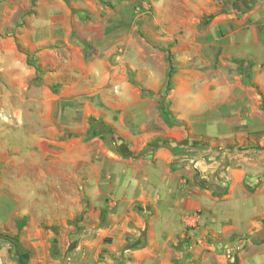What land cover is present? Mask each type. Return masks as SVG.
Listing matches in <instances>:
<instances>
[{
  "label": "rangeland",
  "instance_id": "1",
  "mask_svg": "<svg viewBox=\"0 0 264 264\" xmlns=\"http://www.w3.org/2000/svg\"><path fill=\"white\" fill-rule=\"evenodd\" d=\"M261 2L0 0V264H126L147 219L122 244L105 235L104 183L114 160L131 176L159 147L190 193L264 188V54H237L252 36L233 34L239 22L259 26ZM161 101L175 125L160 117ZM202 214L191 213L186 238L169 244L173 264L195 250L235 264L261 244L250 237L264 216L251 234L202 246L190 235Z\"/></svg>",
  "mask_w": 264,
  "mask_h": 264
},
{
  "label": "crops",
  "instance_id": "2",
  "mask_svg": "<svg viewBox=\"0 0 264 264\" xmlns=\"http://www.w3.org/2000/svg\"><path fill=\"white\" fill-rule=\"evenodd\" d=\"M258 7L263 12L260 18L254 20L259 22V26L253 23L243 27L239 22L240 25L234 29L233 34L238 39L243 35L252 36L251 39L246 38L248 48H242L238 43L235 47L237 54L256 56L255 51L260 50L264 54V0ZM259 29L262 40L257 37ZM176 133L169 131L167 137L173 138ZM150 157L139 160L140 166L132 171L131 176L126 177L121 175L123 168H126L125 160H114L116 171L104 183L107 187L103 193L110 197L106 208L107 228L102 229L105 235H110L114 241L122 244L123 235L135 231L147 219L145 223L148 226L145 238L141 240L142 246L138 245L137 249L129 251L130 260L126 264H173V258L179 257V254L169 244L186 238V218L198 210L203 214L195 232L190 235L192 240L202 246L206 238L225 241L232 234L247 230L251 234L253 229H258L255 228L258 227L256 220L264 216V188L252 195L242 189H231L222 198H212L210 194L200 191L190 193L183 179L172 176L170 162L175 157L167 148H157ZM135 202L142 206L134 209L132 205ZM240 206H247V213L239 217L235 213ZM142 211L147 212L148 216ZM247 247V251L235 255V264H264V240L258 246L250 244ZM182 257L186 258L184 264L194 260L198 264H222L221 254L210 250H195Z\"/></svg>",
  "mask_w": 264,
  "mask_h": 264
},
{
  "label": "trees",
  "instance_id": "3",
  "mask_svg": "<svg viewBox=\"0 0 264 264\" xmlns=\"http://www.w3.org/2000/svg\"><path fill=\"white\" fill-rule=\"evenodd\" d=\"M208 18L211 19V18H213V16H209ZM167 61L169 63V68L167 71L165 85H164L166 91H168L171 87V78H172L173 71H174V68L172 65V57L170 54L167 57ZM242 75L245 78V80L248 82L249 81V73H248L247 69L242 71ZM158 110H159L160 117L162 118V120L165 123H167L169 125H175L176 124L174 118L168 113L165 103H163L162 101L158 103ZM90 121H91L92 127H96L95 121L93 119H91ZM97 133H98L97 131H92V136L97 135ZM101 216H102V214H101ZM250 238H252L253 242H255V243H261L264 240V229L261 230L260 232L256 233V234H254Z\"/></svg>",
  "mask_w": 264,
  "mask_h": 264
}]
</instances>
